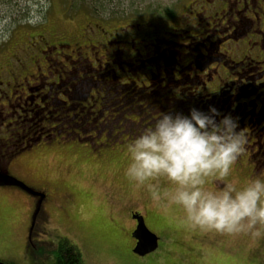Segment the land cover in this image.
Wrapping results in <instances>:
<instances>
[{"label": "flooded vegetation", "instance_id": "flooded-vegetation-1", "mask_svg": "<svg viewBox=\"0 0 264 264\" xmlns=\"http://www.w3.org/2000/svg\"><path fill=\"white\" fill-rule=\"evenodd\" d=\"M89 23L77 38L28 36L0 67V173L36 193L0 187L16 190L0 200L18 198L47 219L59 184L31 161L61 153L115 166L138 130L192 108L231 115L247 137L233 167L250 178L264 170V0H191L164 33L172 39L153 28L140 37L139 19L114 30Z\"/></svg>", "mask_w": 264, "mask_h": 264}, {"label": "rangeland", "instance_id": "rangeland-1", "mask_svg": "<svg viewBox=\"0 0 264 264\" xmlns=\"http://www.w3.org/2000/svg\"><path fill=\"white\" fill-rule=\"evenodd\" d=\"M88 1L87 7L94 0ZM190 1L113 0L107 7L110 10L105 11L108 14L95 15L85 7L86 10L80 7L69 13L65 0H0V67L15 45L23 41L28 44V36L45 34L51 43L54 35L64 33L77 38L89 22L114 30L139 19L146 24L140 37L153 28L149 35L172 39L164 33H175L173 28ZM136 10L139 14L131 15ZM167 11L174 13L171 18L164 15ZM112 15L115 18L109 19ZM147 41L144 43L150 42ZM63 155L48 153L29 165L39 177L59 184L60 196L51 197L56 204L47 219L40 214L33 226L35 215L30 205L18 198L0 200V262L54 264L56 252L68 248H63L65 244L78 248L83 264H264V237L203 232L189 227L182 222L184 213L180 206L153 202L145 188L137 187L125 176L127 159L114 166ZM248 178L250 172L233 167L225 179L240 184ZM216 182L213 180L208 186L219 187ZM160 185L169 186L163 178ZM9 190L16 191L2 188L0 193ZM49 194H53L52 190ZM134 211L141 212L148 228L160 237L158 250L145 257L133 254L135 240L131 235L135 222L130 214ZM30 242L42 252H35Z\"/></svg>", "mask_w": 264, "mask_h": 264}, {"label": "clouds", "instance_id": "clouds-1", "mask_svg": "<svg viewBox=\"0 0 264 264\" xmlns=\"http://www.w3.org/2000/svg\"><path fill=\"white\" fill-rule=\"evenodd\" d=\"M219 115L215 107L161 113L126 144L124 174L153 202L180 206L182 222L193 229L264 237V170L240 184L225 179L245 153L247 137L231 115L217 121ZM213 180L222 186L210 188Z\"/></svg>", "mask_w": 264, "mask_h": 264}, {"label": "trees", "instance_id": "trees-1", "mask_svg": "<svg viewBox=\"0 0 264 264\" xmlns=\"http://www.w3.org/2000/svg\"><path fill=\"white\" fill-rule=\"evenodd\" d=\"M112 1L113 0H94L93 2H90L92 5L87 7V4L89 2L88 0H65L67 9L71 11L69 13H72V11L74 10H79L78 8L82 7L80 8L81 10H84L85 8L89 9L95 15H101V13L105 15L108 14L105 13V11L108 12L110 10V8L107 7L112 5ZM120 3H124V1L123 2L120 1ZM164 13L166 17H170L171 15L174 14L172 11H167ZM138 14H139L138 10H136V13L134 14L131 13V15H138ZM111 18H115V15L114 16L112 15V17H110L109 19ZM46 23L47 22H43L42 24H46ZM66 246L68 247L67 249L65 250L63 249V251L59 249L56 252V260L54 264H83L81 254L79 253L78 249L76 247H71L65 244L63 245V248H65ZM0 264H12V263L0 262Z\"/></svg>", "mask_w": 264, "mask_h": 264}, {"label": "water", "instance_id": "water-1", "mask_svg": "<svg viewBox=\"0 0 264 264\" xmlns=\"http://www.w3.org/2000/svg\"><path fill=\"white\" fill-rule=\"evenodd\" d=\"M0 187H19L27 192L34 193L16 178L2 173H0ZM133 219L137 221L136 229L132 234L133 238L136 240V246L133 250L134 254L145 257L154 253L159 248V237L149 230L142 216L134 215Z\"/></svg>", "mask_w": 264, "mask_h": 264}]
</instances>
